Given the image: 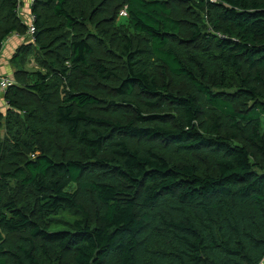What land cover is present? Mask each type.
Listing matches in <instances>:
<instances>
[{"label": "trees", "instance_id": "16d2710c", "mask_svg": "<svg viewBox=\"0 0 264 264\" xmlns=\"http://www.w3.org/2000/svg\"><path fill=\"white\" fill-rule=\"evenodd\" d=\"M33 12L0 107V264L263 261L264 0ZM26 31L0 0V52Z\"/></svg>", "mask_w": 264, "mask_h": 264}, {"label": "built area", "instance_id": "2783aa9c", "mask_svg": "<svg viewBox=\"0 0 264 264\" xmlns=\"http://www.w3.org/2000/svg\"><path fill=\"white\" fill-rule=\"evenodd\" d=\"M29 1V6L26 8V11L24 12L25 9V0H16V14L20 18V21L22 24L26 27V36H22L20 34H13L16 37L23 38V39H29L32 42H35L36 40V32H37V27H36V21H37V16L33 12V6L35 3V0H28ZM212 2H216L217 0H211ZM122 17L127 16L126 10H123L120 14ZM15 83L14 81L9 77V76H1L0 75V91L5 95L7 90L13 86ZM259 264H264V260L261 261Z\"/></svg>", "mask_w": 264, "mask_h": 264}, {"label": "crops", "instance_id": "0c3cea01", "mask_svg": "<svg viewBox=\"0 0 264 264\" xmlns=\"http://www.w3.org/2000/svg\"><path fill=\"white\" fill-rule=\"evenodd\" d=\"M29 6V1L25 0V9ZM28 44L27 39L16 37L15 35H11L5 43L3 44L2 50L0 52V75L1 76H9L12 77L13 74L16 72L15 68V60L14 57L16 56L18 49L24 45ZM33 67L36 66L33 63ZM29 67V66H28ZM0 107L3 109L6 108V103L4 99V94L0 91Z\"/></svg>", "mask_w": 264, "mask_h": 264}, {"label": "rangeland", "instance_id": "374dc122", "mask_svg": "<svg viewBox=\"0 0 264 264\" xmlns=\"http://www.w3.org/2000/svg\"><path fill=\"white\" fill-rule=\"evenodd\" d=\"M29 68L33 69V70H40L41 68L38 66L33 67V63H37V59H36V53L33 54V51L31 52V55L29 56ZM262 121H263V127H264V117H262ZM4 133V132H3ZM76 220H80V215L78 214H63L61 216H59L58 218H56L54 221L57 224L56 229H65V228H69L70 223L76 221Z\"/></svg>", "mask_w": 264, "mask_h": 264}]
</instances>
